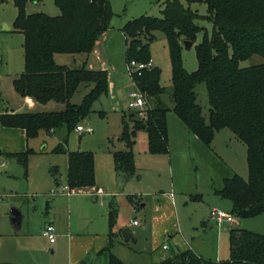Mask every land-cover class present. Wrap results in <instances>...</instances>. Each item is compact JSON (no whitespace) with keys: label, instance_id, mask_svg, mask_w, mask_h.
<instances>
[{"label":"trees","instance_id":"1","mask_svg":"<svg viewBox=\"0 0 264 264\" xmlns=\"http://www.w3.org/2000/svg\"><path fill=\"white\" fill-rule=\"evenodd\" d=\"M18 14L14 22L24 34L25 70L14 80L19 94L38 103L54 101L65 104L62 110L7 114L1 117L8 127L26 129L29 138L41 130L50 131L63 125L76 129L93 110L94 101L109 93V72L83 66L72 68L59 64L61 53L89 55L100 37L111 28L113 9L110 0H55L60 15L27 11L30 2L44 0H13ZM162 16L141 15L127 21L121 29L127 42V62H147L152 59L150 47L157 31L167 38L171 57L172 90L167 99L166 87L161 84L162 69L146 68L133 77L135 85L156 101L147 105L145 115L131 109L123 114L121 140L126 150L114 151L116 169L132 176L136 172L134 144L138 132L149 135L152 154H169L168 112L174 111L186 128L205 144L210 145L221 129L231 130L246 146L249 178L236 174L224 179L217 193L232 202L237 218H253L264 213V62L241 67L240 62L254 55L264 58V0H164ZM205 3L208 14H200L192 4ZM213 22L211 36L207 32L196 46L198 69L184 66L183 48L186 40L193 44L203 30L198 20ZM206 83L210 104L209 118L197 99L196 87ZM81 84L92 86L80 103L72 102ZM171 101L172 107L168 101ZM102 115L103 112H100ZM129 117V120L127 119ZM66 140L56 152H67ZM68 184L88 191L96 186L95 156L92 151H69ZM28 154L20 157L26 166ZM56 177L57 168H52ZM116 212H111L110 225ZM229 259L216 261L194 250H180L159 264H264V234L240 226L230 227ZM114 242L111 238V246ZM109 264H126L109 253Z\"/></svg>","mask_w":264,"mask_h":264},{"label":"rangeland","instance_id":"2","mask_svg":"<svg viewBox=\"0 0 264 264\" xmlns=\"http://www.w3.org/2000/svg\"><path fill=\"white\" fill-rule=\"evenodd\" d=\"M110 2L111 8L113 9V16L110 21L111 28L108 34L101 37L102 44L100 46L102 50L100 55L96 53L92 54L90 62L86 65L88 66L87 68L94 65V69L107 70L110 80L116 82V87L115 89L109 88L108 94H104L94 101L92 112L85 120L80 122L85 126H90L93 130L91 133L78 132L76 129L69 131L67 125H63V127L57 129L55 134H50L47 137V150L49 152L48 154L36 157L37 159H33V163H38L33 167L31 183L28 182L24 174H16L14 177H5L6 175L4 174L0 179V193L4 194L0 201V233H6L5 235L0 234V249L3 243L6 242L9 244L10 242L7 241L12 238L7 234L13 226L11 220L12 208H17L22 214L23 224L22 229L19 231L21 233H24L29 225L36 232L42 223L45 224L50 216H55L56 214L59 218L64 219V221L67 220L65 199L68 197L51 196V189L56 187V183L54 182L52 185H49L41 180L43 167H45V176L47 173L45 165L49 163L59 166L60 173H62L61 182L63 185L68 183L67 153H54L51 150L59 141L63 142L67 140L65 144L67 150L92 151L96 156L99 179L105 182L106 186H111H108L109 188L104 186L106 192L109 194H113L114 192L119 193L114 197L118 204V222L128 224V222L133 223L136 220L141 223V226L147 224L144 219L145 211L142 210L141 206L139 207V211L135 213L130 209L129 203L126 202V205H122L121 202L127 200L126 195H123L127 194L123 191L124 187L126 190L133 189L135 193L138 192L140 198H143V202L148 203L145 210L149 213L152 212L151 200L153 197L158 199L162 194L166 196L175 195L179 216L171 224L174 227L179 226L177 231L182 237L183 243L185 245L187 244L186 247L196 251L205 258H211L217 261L218 259L213 255V252L218 243L221 242V247H223L222 255H225L222 256V260L229 259L231 255L229 252L230 239L228 229L232 224L224 223L222 227H219L211 218L210 212L212 206L223 208L228 212L232 210L226 203L219 204L217 202L220 197L215 193V189H218L223 184L224 177H232L239 174L245 179L249 178L247 146L231 130L221 129L222 131L216 134L210 145L203 143L200 145L201 147L197 146L196 143L194 144L193 139L190 138L189 147L186 148L181 141L178 131L177 123L182 122L172 110L167 115L168 125L172 131V138L170 135L169 141L171 154H151L147 145V133L144 130L139 131L133 147L136 163L135 174L130 178L131 180L125 181L122 178L123 174L120 172L118 174L116 170L117 174L115 175L120 180L119 182L117 181L118 184L114 183V185H111L114 180H111L106 169L111 164L115 167L113 161L114 151L126 150V145L121 140L123 133V114L125 112L130 114V93L132 91H139L138 86L134 84L128 70L125 39L121 33V28L127 21L136 19L141 15L148 14L153 17L162 16L165 1L110 0ZM181 2L187 5L186 0H181ZM42 4V7L38 6L39 11H45L53 16L60 15L61 10L56 6L55 0H44ZM32 6L34 5L31 4L28 7V12L34 11ZM192 7L198 10L200 14H208V6L205 3L192 4ZM0 14L6 16L8 19H15L16 11L11 0H5L3 3L0 0ZM198 23L204 28L198 33L197 41L190 47L184 45L182 51L184 66L189 71H196L198 69L196 46L203 40L204 33L207 32L211 36L214 28L213 22L206 18L198 20ZM3 28L4 25L0 28V49L3 48L4 37L7 35V33L2 31ZM156 34L157 39L151 44L150 54L155 62L154 66L156 65L162 69L161 84L166 87L164 98L167 99L173 85L171 57L167 38H165V35L161 31H157ZM19 36L15 34L14 40L12 41L14 48L12 58L15 63H17L18 56L15 51H17L18 45H21L20 43L22 41V37ZM87 57L88 55L82 53H61L56 55V60L59 64H67L72 68H77L83 66ZM263 62L264 58L262 56L254 55L248 60L241 61L240 66L249 67V65ZM20 64L22 65L21 59ZM90 90L91 87L86 86V84H81L78 92L72 98V102L80 103L84 95ZM196 92L203 113L209 118L210 104L206 83L202 82L198 84ZM144 96L148 106L154 107L156 105L155 100L146 95ZM51 103L52 106L49 108L52 107L54 110H58L57 108L61 105L54 101ZM168 103L172 107L173 103L170 100ZM100 112H103L104 115H101ZM127 119L129 120V117ZM191 134H189V137L192 136ZM41 160H43L44 165L40 163L41 167H37ZM140 178L141 181L138 180ZM3 188L6 189V192L3 191ZM223 200L232 204L228 199ZM143 202L141 201L140 205ZM49 203L50 208L48 209L47 205ZM47 209L50 213L49 217L45 213ZM239 219H242V224L239 225L240 227L264 234V216ZM201 221L206 222V225L201 224ZM213 226H215V229H212ZM125 228L127 229V226ZM132 229L137 233L133 234V237L128 239V241L123 240L122 233L116 238L115 248L119 254L118 256L126 264H159L162 261L161 257L157 255L153 256L152 252L160 250L161 248L160 246L156 247L159 249L153 247L150 226L144 231L141 227H132ZM177 231L174 232L172 230L169 234L166 232L162 240V243L170 244L174 252L179 250V247L176 246L177 244L168 235L175 236ZM45 244L47 249L49 244L46 239ZM134 250L140 251V254H136ZM55 255L51 251L49 254L46 253L47 264H52L49 262L52 259L55 260V258L58 259V263L66 264L63 255Z\"/></svg>","mask_w":264,"mask_h":264},{"label":"crops","instance_id":"3","mask_svg":"<svg viewBox=\"0 0 264 264\" xmlns=\"http://www.w3.org/2000/svg\"><path fill=\"white\" fill-rule=\"evenodd\" d=\"M1 1L3 3L5 0H1ZM11 2L14 6L17 17L18 9L14 1L11 0ZM42 3H34V2L28 3L27 11H28V7H30L31 4L34 5L32 6L34 11H31L29 13L39 11L38 6L42 7L43 5ZM16 17L13 20V19H8L6 16L0 14V28L2 25H4L2 31L7 33V35L4 37L5 40L3 46L4 49L3 48L0 49V179L3 177L4 174L6 175L5 177H14L16 174H24L28 182L31 183L33 167L35 164L38 163V162L33 163L34 161L33 159L41 155L48 154L49 151L47 150L48 149L47 137L50 134H55L58 128L50 131L41 130L36 137L29 138L27 136L26 129L22 127H8L3 125L2 123L1 117L3 115L16 114V113H29V112H37V111L47 112L50 110H54V108L52 107L49 108L50 106H52L51 105L52 101L47 102V104L38 103L32 97L22 96L17 92L15 88L14 80L18 76H20L25 70V51H24L25 37L22 32L17 31L14 27V22L16 20ZM109 30L105 34H108ZM121 33L125 39V35L122 32V30ZM13 34L14 35L18 34L22 37V41L20 43L21 45H18V49L17 51H15V53L18 55L17 63L13 62V58H12V53L14 52L13 43H12V41L14 40ZM101 37L97 45L93 49V51L86 58L85 62L87 65L91 60L92 54L96 53L100 55L102 50L100 46L102 44ZM126 46H127V42L125 39V51H126ZM23 58H24V64H23ZM20 59L22 60V65L20 64ZM89 68L93 69L94 65ZM110 81L111 80L109 76L110 89L111 88L115 89L116 82L114 80L111 82ZM90 87L92 88V86ZM164 97L165 95L163 96V98ZM64 107L65 104L62 103L57 109L62 110ZM102 115H104V113ZM181 122L182 123H177V124H178V131L181 137V141L184 147L186 148L189 147L190 138L193 139L194 141L193 143L194 144L196 143L197 146L202 145L203 142L197 137V135L189 131L184 125L182 120ZM168 131H169V141H170V135L172 138V131L170 130L169 125H168ZM220 131L222 130H219V132ZM219 132H217V134ZM189 134H191L192 136L189 137ZM148 140H149V135H148ZM63 142L59 141L57 144H55V146L51 148L52 152L58 153L54 150V148L58 144H61ZM69 151L70 150H68L67 152H59V153L60 154L67 153L69 160V154H68ZM25 154L26 155L28 154L26 166L20 161V157L25 156ZM170 154H171V148L169 155ZM113 161H114V153H113ZM40 163L44 165L43 160H41V162H39L37 167L40 166ZM95 164H96V169H95L96 186L93 189L94 190L101 189L104 191V193H99L94 195L91 190H88V191H80L72 195H68V194L51 195L53 197L56 196L68 197L65 199L66 202L65 213L67 215V220L64 221V219L59 218L57 214L55 216H50L48 210L50 208V203H49L47 205L48 209L46 210L45 213L47 214V217L49 216L50 217L48 221L45 222V224L42 223L40 225V227L37 229L36 232L33 231L30 225L28 226V229L25 230L24 233L19 232L22 229L23 222H21L20 227L13 225L12 229H10V231H8L7 233L9 236L12 237L11 240L7 241L10 243L9 244H7L6 242L3 243L2 248L0 249V264H47L46 253L49 254L50 251L53 255L56 254L55 256L63 255L66 264H109L108 257L110 252L115 256H117L118 258H120L115 248L116 238L121 233L123 235V231L126 230L125 228L126 226L127 229L130 228L131 231H133V234H136L137 232L134 229H132V227H141V229L144 231L150 226L152 231L151 237L153 241V247L156 248L160 246L161 248L160 250L153 251L152 254L153 256L157 255L158 257H161L162 261L167 258L173 257L176 252L180 251V249L181 250L188 249V247H186L187 244L185 245L183 243L184 241L182 240V237L178 234L179 232L177 231V229L179 226L174 227V225L171 224V222L174 221L176 217L179 216V210L176 207L175 195L166 196L162 194L158 199L153 197L151 200L152 212L149 213L146 212L145 210L148 203L143 202L144 200H142L143 198H140L138 192L135 193L133 189L126 190L124 187L123 191H125L124 193L127 194H123V195H126L127 200L122 201L121 202L122 205L123 204L126 205V202L129 203L130 209L135 213L139 211V207L141 206L142 210L145 211L144 219L147 224L145 226L144 225L141 226V223H139L138 225H134L131 222H128V224H123L122 222H118V218H117L119 212L117 211L118 204L115 201L114 197L117 195L118 192H114L113 194L112 193L109 194L108 192H106V188L104 187L106 186L105 185L106 183L99 179L96 156H95ZM45 166L47 173L44 176L45 167H43L41 180L49 185H52L55 182L56 187L52 188L51 190L63 186V183L60 180L62 177V173H60L59 166L56 164H49V163L46 164ZM54 167L59 170V173L56 177L53 175L51 170ZM68 169H69V165H68ZM68 169H67V176H68ZM116 170H117L116 164L115 167H113V164H111L106 169V172L111 177V180H114L113 184L111 185H114V183L118 184L120 180L118 179L117 175H115L117 174V172L118 174L120 173L123 174L122 178L125 181L131 180L130 178L133 175L126 177V174L124 172L118 170L116 172ZM134 180L136 181V179ZM138 180L141 181V178ZM108 186L110 185H107L106 187ZM222 186L223 184L218 189H215V193L220 197L217 202L219 204L226 203L230 208H232L231 207L232 204H230L227 201H224L223 199L226 198H223L217 193V190H220ZM3 191L6 192V189L3 188ZM1 194L4 196L3 193ZM141 201L143 202L142 205H140ZM213 207L216 206H212V208ZM112 211L116 212V216H115V221L111 226L110 217ZM257 216H264V213ZM257 216H253V217H257ZM11 220H12V215H11ZM241 220L237 218L236 224L234 226L241 225L242 224ZM50 223H52L56 228V239L54 242H50L49 239L43 234L44 225ZM201 224L206 225V222L201 221ZM212 229H215V226H213ZM172 230L174 232L177 231L175 236L168 235L169 238H171L172 241H174V243L177 244L176 246L179 247V250L175 252L173 251V248L170 244H168L169 245L168 249H164L163 245L166 243L165 242L162 243L165 233L167 232L169 234V232H171ZM0 234L5 235L6 233H0ZM133 234L131 238L133 237ZM229 234H230V228L228 229V235ZM111 238L114 242L113 246H111ZM45 239L49 244V247L47 249H46ZM134 251L136 254H140V251L138 250H134ZM229 252H230V248H229ZM222 254H223V247H221V242H219L215 248V251L213 252V255L216 256V258L218 259L217 261H223L224 259L222 260V256L225 255ZM90 255L92 261L88 262L87 260L89 259L88 257ZM49 263L60 264V262L58 263L57 258H55V260L52 259Z\"/></svg>","mask_w":264,"mask_h":264},{"label":"built area","instance_id":"4","mask_svg":"<svg viewBox=\"0 0 264 264\" xmlns=\"http://www.w3.org/2000/svg\"><path fill=\"white\" fill-rule=\"evenodd\" d=\"M154 67V61L153 59L143 62V61H136L132 60L131 62L128 63V70L130 72V75L133 77L135 75L140 76L142 74L143 70L146 68H152ZM134 82V80H133ZM135 84V83H134ZM129 106L131 109L136 110L139 115H145L146 109H147V101L145 99L144 93L139 89V91H132L130 93V100H129ZM76 130L78 132H83V133H91L93 130L90 126H85L82 123H79L78 126L76 127ZM81 190L75 189L71 187L69 184H64L63 186H60L57 189H53L51 191V195H60V194H76L80 192ZM94 195L99 194V193H104L103 190L99 189H92L91 190ZM3 195L0 193V201L2 200ZM211 218L215 221V223L219 226L222 227L224 223L227 224H232L231 226L236 224V217L232 212H228L223 208H217L213 207L211 210ZM134 225H138L139 222L134 220L133 221ZM43 234L46 236L50 242H54L56 239V228L52 223L46 224L45 227L43 228ZM164 249H168L169 245L164 244L163 245Z\"/></svg>","mask_w":264,"mask_h":264},{"label":"water","instance_id":"5","mask_svg":"<svg viewBox=\"0 0 264 264\" xmlns=\"http://www.w3.org/2000/svg\"><path fill=\"white\" fill-rule=\"evenodd\" d=\"M184 45L187 46V47H190V46L193 45V43L191 41H189V40H186L184 42ZM11 215H12V223H13V225H15L17 227H20L21 226V222H22V214H21V212L17 208H12ZM132 234H133V231H131L130 228H128V229L123 231V237L127 241H128V239L131 238ZM88 258L89 259L87 261L91 262L92 261L91 255Z\"/></svg>","mask_w":264,"mask_h":264}]
</instances>
